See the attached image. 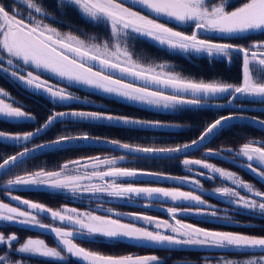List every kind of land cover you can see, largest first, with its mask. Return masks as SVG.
I'll return each mask as SVG.
<instances>
[{
  "label": "snow or ice",
  "instance_id": "6c2138e0",
  "mask_svg": "<svg viewBox=\"0 0 264 264\" xmlns=\"http://www.w3.org/2000/svg\"><path fill=\"white\" fill-rule=\"evenodd\" d=\"M55 3L56 8L52 10L47 8L43 0H12L11 4L0 0V74L10 78L30 94L44 96L53 104L80 100V97L68 91L67 87H60L42 78L43 73H48L61 81H67L69 85L87 86L127 102L160 110L199 109L211 100L219 99L225 100L226 104L235 110L206 123L196 139L178 145L128 143L94 137L85 132L76 135L58 134L55 139L28 147L25 142L46 134L66 118L76 122L107 121L149 129L184 127L180 123L146 120L105 111H51L43 123L32 131L12 134L0 130V141L24 143L22 151L0 157V170H5V174L38 150L56 148L73 141L95 140L111 144L124 150L134 159H174L173 154L198 150L209 137H214L229 127L230 121L250 120L264 128V118L246 115V104L249 102L264 107V40L243 46L207 38L208 34L227 38L246 37V34L252 33L264 34V0H244L232 10H229L232 0H218L215 3H210L209 0H55ZM137 6L140 10H137ZM69 10L75 11L81 19L94 27L107 26L110 29L108 38L101 40L95 34L86 33L82 29L72 31L70 22L66 23ZM161 17L178 25L193 26L194 30L191 34L175 30L166 23H161ZM57 24H65L68 30L62 31L55 26ZM141 37L166 46L172 52L188 56H206L209 62L219 57L227 63H232L233 54L239 53L242 57L240 83L206 81L185 76L166 62L147 65L140 63L134 59L129 43ZM9 100L12 102H8ZM214 106L223 108L225 105L217 103ZM36 119L33 112L26 110L10 92L0 87V122ZM224 152L232 153L233 150L207 149L206 156H220L223 159ZM127 158L128 156L121 155L88 157L84 162L79 159L71 160L63 163L58 170L40 168L16 175L7 180V185L46 187L73 195L106 194L109 197L129 200L159 197L162 200L188 203L195 207L167 208L166 211L174 223L137 213H129L131 222H124L119 218L122 214L114 213L112 209L106 210L111 215L80 211L68 206L54 210L40 202L11 196V200L24 207L0 201V222L44 229L53 235L56 246H50L44 239L27 238L18 247L13 248L14 242L19 239L17 234L6 236L0 232V246L5 248V251L0 253V264H23V261L11 260L12 251L27 254L29 257L54 259L60 264H69L72 260L78 264H164V258L157 255H106L82 247L75 242L77 238H101L102 241L110 242L134 241L161 248L168 246L169 251L173 247L234 250L241 254L258 250L260 254L251 258L220 259L216 264H264V235L213 230L176 218L187 213L238 224L239 222L228 214L230 210L236 215L258 216L264 219V190L257 189L252 182L244 181L238 173L218 167L206 159H190L185 155L181 163L187 171H193L190 166H199L211 174L200 172L199 175L205 176L206 179L219 177L234 186L214 189V194L227 197L231 206L221 215L219 209L209 205L208 201L195 191L131 182L138 177L147 176L179 180L182 185L193 184L202 187L200 180L121 166V162ZM237 158H244L246 163H241L240 166L264 183V141L249 140L243 143L232 156V161L235 163ZM92 181L99 183H91ZM238 189H243L247 195L241 194ZM210 208L213 210L209 211ZM45 215L52 221L59 222L60 226L44 223L42 216ZM141 221L147 226H138ZM243 226L254 227L251 224Z\"/></svg>",
  "mask_w": 264,
  "mask_h": 264
},
{
  "label": "trees",
  "instance_id": "16d2710c",
  "mask_svg": "<svg viewBox=\"0 0 264 264\" xmlns=\"http://www.w3.org/2000/svg\"><path fill=\"white\" fill-rule=\"evenodd\" d=\"M243 2L244 0H237L233 2L229 10L240 6V4H242ZM69 22L73 25L74 28L81 29L82 27L89 34L93 33L102 36L105 32L102 31L100 26L94 27L93 25L86 23L73 11H70L69 13ZM213 39L217 41L246 46L253 41L264 40V34L255 33L240 38H227L217 36V38ZM132 51L135 53L137 58H140L146 62L148 61L153 63H161L168 61L172 63L176 67V69L183 73L185 76L193 77L196 79L202 78L206 81L222 80L235 84H239L241 80L242 64L238 63L235 59L232 62V65H228L224 60H214L213 62H209V60L204 57H194L188 59L174 53H170L167 50L160 48L143 39L135 40L132 43ZM11 91L14 93L15 90L11 89ZM15 93L18 94L16 91ZM95 98H97V96H95ZM21 99L24 98L20 97L18 101H20ZM99 99H97L99 103H104V105H107L108 107L107 110L102 111L146 120H161L168 123H180L184 125L183 128L186 127L187 129L170 132L161 131L160 129H149L146 127L141 128L140 126L116 124L114 122L107 121L73 122L68 120L70 123H78L82 126H86L81 127L82 129H80L78 125H75L74 127H72V129L63 130V128H61V125H63V123L60 122L52 127L51 130L47 131V133L43 136L31 140L30 145L50 141L52 139H55L58 134L62 133L76 135L85 132L92 136L117 139L122 142L128 143H140L145 145L155 143L158 146L178 145L196 139L200 135L206 123L214 121L221 115H228L230 111L235 110L231 107L222 109L201 107L199 109H184L181 112L175 113H163L150 111L146 108H141L132 104L121 103L108 98L100 97ZM36 100L34 101V99H31L24 104L26 105V110L31 111L36 115L37 122H0V130H4L12 134L32 131L36 126L43 123L48 113L50 114L51 110H89V107H91L78 106L76 104L61 107L51 103L45 98L41 99V101ZM247 106L262 107L258 103L251 102L247 103ZM246 113L264 118V111H246ZM249 140L264 141V132L247 125H231L220 132V134H218L214 139H212V141L206 146V148L198 153V158L202 157L203 152H205V150L207 149L217 150L222 148H231L232 150H234L238 149L243 143ZM30 145H28V147H32ZM21 150H23V147L21 145L16 146L0 141V157L13 155ZM110 153L113 152L92 148H74L43 154L32 158L22 163L19 167L9 171L7 174L0 178V186L2 182L6 178H9L15 171H17L18 168L25 167V170L27 172L35 171L40 168H45L47 170H58L59 167L67 161L76 160L81 157L104 155ZM128 159H130L129 162L124 165H129L134 168H140L153 172L166 173L176 177L186 175V173L182 171V168L180 166V159L155 160L134 159L131 157H128ZM238 160L240 161V159ZM0 162H2V159H0ZM220 164H223L221 166H224L226 169L238 173L244 181L252 182L258 189L264 190V184L257 180L255 176H253L250 172H248L240 165L226 161L221 162ZM204 183L208 189H214V187H216V185L218 184L217 181H215L214 183H211L210 181H204ZM139 184L155 186L157 182H154L153 180H146L140 181ZM18 193L25 199L31 200L33 202L43 203L51 208L61 205L62 202L60 201H63V198L61 196H53L51 192L47 193V191L43 190L40 191L29 189L25 191H19ZM0 199H4L3 190L1 188ZM206 199L214 205L224 207L220 209V211L222 212L225 211V208L231 207L228 203H225L210 195H208ZM76 204L77 203H74L73 205L76 206ZM82 205L83 204H78V207H85ZM123 209L125 211H132L129 207H124ZM149 210V214L153 217L164 218V216H167L164 213L159 212L158 210ZM231 214H233V219L239 222L238 224L230 225L220 223L217 220L215 222L214 220L212 221L208 219L193 220V223L199 227L213 230L235 231L257 236L264 235V219H261L258 216L250 217L248 215H236L233 212H231ZM247 224L254 225V227L243 226ZM0 232H3L6 236L11 233L17 234L19 239L18 243L13 245L14 248L22 244L27 238H37V236L40 239H44L50 246H56V241L51 235L29 230L27 228H22L15 225H0ZM79 244L82 247L91 249L93 251H98L106 255H157L161 258H164V264H206V262H210V264H216V262L220 259H245L251 258L253 255L260 254L258 250H251L250 252L241 254L234 250L225 251L221 249L201 247H173L172 250L169 251L167 250L168 246H164L163 248H161L151 245H142L134 241L105 242L97 240H80ZM4 251L5 248H2L1 246L0 253H3ZM11 260H20L23 261V264H60V262L54 259L29 257L27 254L16 253L14 251H12L11 253ZM69 264H78V262L72 260L69 262Z\"/></svg>",
  "mask_w": 264,
  "mask_h": 264
},
{
  "label": "rangeland",
  "instance_id": "374dc122",
  "mask_svg": "<svg viewBox=\"0 0 264 264\" xmlns=\"http://www.w3.org/2000/svg\"><path fill=\"white\" fill-rule=\"evenodd\" d=\"M235 1H237V0H232V3L235 2ZM209 2L210 3H215V2H218V0H209ZM49 4H51V3H49ZM166 20H167V18H166ZM88 24H91V23H88ZM91 25H93V24H91ZM168 25H170L171 27H174V26H172V24L167 23V26ZM55 26L59 27L62 31L68 30L65 26H62L60 24H57ZM170 26H168V27H170ZM180 26H181V28H185L186 29L185 31H187V34H191V32L194 30L193 26H190V25H187V24L186 25H180ZM100 28L102 29V31H105L104 34L102 36H99V35H96V34L95 35L98 36L101 40L108 38V36L110 34V29L107 26H103V25L100 26ZM81 29H83L84 32L88 33L84 28L81 27ZM71 30L74 31V32L77 31V30L75 31L73 28ZM91 34H93V33H91ZM207 38H211V37L208 35ZM138 39H143V40L149 41L152 44H154V45H156V46H158L160 48H163V49L167 50L170 53H174L176 55H179L181 57H185V58H188V59L189 58H194V57L207 58L206 56H188V55L183 54V53L172 52V51L168 50L166 48V46H161L158 43H156V42H154V41H152L150 39L143 38V37L138 38ZM138 39H136V40H138ZM134 41H130V43H129V46H130L131 50H132V43ZM134 59H137L140 63H143L145 65H147L149 63L158 64V63H153V62H148V61L146 62V61H144V60H142L140 58H137L135 53H134ZM234 59L238 63L242 64V57H241V55L239 53H234L233 54V61H234ZM215 60H223V59L217 57ZM161 63H165V62H161ZM166 63H168L170 66H173L174 69L176 71H178L176 69V67L172 63H170L168 61ZM227 64L228 65H232V63H227ZM178 72H180V71H178ZM42 78L47 79L51 83L56 84V85H58L60 87H67L68 91L72 92L75 96L80 97V100H78V101H69V102H65L63 104H60V103L56 104L57 106H61V107H64V106H67V105L76 104L78 106H91V107H93V108L89 107V110H84V111H102V110H107L108 109L107 105H104V103L102 104V103H99L97 101V99H99L100 97H103V98L116 100V101L121 102V103L132 104L134 106H138V107H141V108H146V109H149L150 111H154V112L157 111V112H163V113H175V112H181V111L184 110V109H180V110H176V111L160 110V109L152 108V107H149V106H146V105H142V104H138V103H134V102H127V101L123 100L122 98L115 97V96L108 95V94H104V93H102V92H100L98 90L88 88L87 86L74 85V84L69 85L67 81H61V80H59V78L51 76L48 73H43L42 74ZM130 79L131 78H129V80ZM10 80L11 79H8V78L4 77L2 74H0V87L4 88L8 92H10L11 96L14 97L19 104H22L25 109H26V107H25L26 105L24 103H26L27 101H29L31 99H34V101L36 99H38L36 101H41V99H43V98L48 100L44 96L42 97L40 95L30 94V92L29 91H25L22 86L16 84L15 82L10 81ZM10 85H12V86H10ZM11 89H14L18 94H16L15 91L13 93L11 91ZM95 96H97V98H95ZM20 97L24 98V99H21L20 101H18L20 99ZM8 102H12V101L9 100ZM216 103L225 104L226 101L222 100V99H219V100H211L209 102V104H216ZM246 106H247V104H246ZM231 108H233V107L231 106ZM187 109H195V108H187ZM51 111H55V110H51ZM64 111H66V110H64ZM246 114H248V113H246ZM48 115H49V113H48ZM68 120L74 122V120H72V119H66L64 122H62L63 125H61V128H63V130L72 129V127H74L75 125H78L80 127V129H82L81 127H85L86 126V125L82 126L81 124H78V123H70ZM12 122H18V123H21V122H32V123H35V122H37V120L36 121H14L13 120ZM237 125H239V124H237ZM186 129H187L186 127L185 128L182 127V128H170V129L169 128H165V129H160V130L161 131H170L171 132V131H176V130L179 131V130H186ZM43 135L44 134H42L41 136H43ZM41 136H39V137H41ZM36 138H38V137H36ZM1 142H3V141H1ZM30 142L31 141H28V142H25V143L28 146V145L31 144ZM4 143L16 145V146L21 145L22 147L24 146V143H15L13 141H6ZM42 143H44V142H42ZM30 146H34V145H30ZM238 149H234L232 153H227V152L222 153V155L225 157L223 159L220 156H212V157L206 156V151L207 150H205V152H203V155L200 158H198V153L199 152L194 154V155H191V156H189L187 158H190V159H206V160H208V162L213 163V164L217 165L218 167L226 169L224 166H221L223 164H220V163L221 162H225V161L228 162L229 160L232 161V156L235 154V152L238 151ZM15 154H13V155H15ZM94 156H100V157L117 156V157H119V156H121V154H116V153L113 152V153H110V154L93 155V156H88V157H94ZM88 157H81V158H79V160L84 162L85 158H88ZM183 159L184 158H180L181 161ZM226 159H229V160H226ZM129 160L130 159L127 158L125 161L121 162V166L132 167V166H129V165H124V164L128 163ZM181 161H180V166L182 168V171H184L186 173V175H183V176H180V177H184V176L194 177L195 179L200 180L202 187H197V186H195L193 184H183L182 185L179 180L156 179V178H148V177H138L134 181H131V182L139 184L140 181L153 180L154 182H157V184L155 186H160V187H180L184 191H195L197 194L202 195L203 198L206 201H207L206 197L208 195H210V196L215 197V198H217V199H219V200H221V201H223L225 203H228V198L227 197H220V196L214 194V189L216 187H222V186L234 187L233 185H231L230 182L225 181V180H223V179H221L219 177H217L215 179H206L205 176H201V175H199V173L200 172H204L206 175H211V174L207 173V170L202 169L199 166H195V165L190 166V167H192L193 171L189 172L182 165ZM236 162L244 163L242 161H239L238 158H237ZM132 168H134V167H132ZM26 172L27 171L25 170V167L18 168L17 171H15L9 178H6L2 182L0 188L3 190L4 199H0V201L5 202V203H9L12 206L24 207L22 205H18V202L11 200L10 197L11 196H20L19 193H18L19 191H25V190H29V189H31V190H40V191L43 190V191H47V193L51 192V194L53 196H57V197L61 196L63 198V201H60V202H62L61 205L52 208L54 210L55 209H59L62 206H68V207L77 208L80 211H95L97 214H100V215H106V214L107 215H111V213H108L106 210L107 209H112L114 213L122 214L119 218L122 219L124 222H131L132 218L128 215L129 213L146 214V215L151 216L149 214V212H150L149 209H154V210H158L159 212H162L165 215H167V216H164V218L159 217V219H161V220H169V222L174 223V220H172V218L169 216L168 212L166 211L167 208H169V207H178V208L195 207L194 205H190L188 203L172 202L170 200L169 201L168 200H162V199L157 198V197L153 198V199H147V198L141 197V198H133V199L129 200L127 198H113V197H109L106 194H95V195H93V194H89V193H84V194L73 195L72 193H69V192L56 191V190H52V189H49V188H46V187H25V186H11L10 187V186L7 185V180L8 179L14 178L16 175H23ZM204 181H208V182L210 181L211 183H214L215 181H217L218 184L216 185V187H214V189L213 188L212 189H208L207 186L205 185ZM125 182H129V181H125ZM85 183H89V182L85 181ZM91 183H99V181H92ZM238 191H241V194H243V195H247V193L243 189H238ZM21 198L25 199L24 197H21ZM74 203H77L76 206L73 205ZM208 203H209V205H212V206H214V208L219 209V210L221 208H224V207H219L217 205H214V204H212L209 201H208ZM78 204L79 205L83 204L82 206H85V207H82V208L78 207ZM124 207H129L130 210H132V211H125L123 209ZM225 209H230V208H225ZM211 210H213V209L210 208L209 211H211ZM220 214L223 215L224 212L220 211ZM228 214L233 216V214H231L230 210L228 211ZM114 218H117V217H114ZM176 218L180 219V220H183L186 223H191V224H194L193 220L208 219V220H212V221L214 220L215 222L217 220L220 223L235 225V224L229 223V222L221 220V219L212 218L210 216H199V215L187 214V213L180 214ZM42 219H43V222L46 223V224L53 223V224H56L57 226H60L59 222L52 221L51 219H47V218H45V216H42ZM0 225H15V226H19V227H22V228H27L29 230H33V231H36V232H40V233H43V234L51 235L53 237V235L50 232H48V231H46L44 229H40L38 227H27L25 225H20L18 223H6V222H0ZM138 226H147V225L143 221H141V222H139ZM37 238H38V236H37ZM80 240H91V239L77 238L75 242L79 244ZM95 240L102 241L101 238H96ZM105 242H110V241H105Z\"/></svg>",
  "mask_w": 264,
  "mask_h": 264
},
{
  "label": "water",
  "instance_id": "95a60500",
  "mask_svg": "<svg viewBox=\"0 0 264 264\" xmlns=\"http://www.w3.org/2000/svg\"><path fill=\"white\" fill-rule=\"evenodd\" d=\"M214 105L215 104H207V105H203L202 107H206V108H218V107H215ZM224 105L225 106L223 108L231 107V105H227L226 103ZM219 109H222V108H219ZM246 111H264V107H259V106H246ZM246 115H248L249 117L252 116V115L250 116V114H246ZM66 119H71V118H66ZM235 124L251 126L253 128H256V129L264 132V128H262L258 123H252L250 120H233V121H230L229 122V126L235 125ZM216 136L209 137L206 141L203 142V145L198 150H196V149L188 150L186 154H184V153H181V154H173L175 156L174 159H167V158H162V157H156V158L148 157L146 159L176 160V159H180V158H185V155L187 157H189L191 155H194V154L202 151L212 141V139H214ZM94 137H96V136H94ZM35 138H33V139H35ZM101 138H104V137H101ZM74 148H92V149H98V150H104V151H112V152H114L116 154L126 155L128 157L133 158L132 156H130L127 153H125L124 150L117 149V148H115L111 144H106V143H102V142L95 141V140H87V141L80 140V141H73V142H71L69 144L60 145V146H58L56 148H46V149H43V150H38L37 152L31 154L29 157L24 158V161L22 163H24V162H26V161H28V160H30L32 158H35L37 156L43 155V154H47V153H51V152H56V151H61V150H67V149H74ZM140 159H145V158H140ZM22 163H20V164H18L16 166H13L11 168V170L14 169V168H16V167H18ZM8 172L9 171H7L6 174ZM4 175H5V170H0V178L3 177ZM145 177H147V176H145ZM157 198H159V197H157Z\"/></svg>",
  "mask_w": 264,
  "mask_h": 264
},
{
  "label": "flooded vegetation",
  "instance_id": "af4514ba",
  "mask_svg": "<svg viewBox=\"0 0 264 264\" xmlns=\"http://www.w3.org/2000/svg\"><path fill=\"white\" fill-rule=\"evenodd\" d=\"M3 2L4 3H6V4H11L12 3V1L11 0H3ZM43 3L47 6V8H49V9H52V10H55V8H56V3H55V0H43ZM49 3H51V4H49ZM22 10V9H21ZM137 10H140L139 9V7L137 6ZM73 12H75V11H73ZM69 13H70V10H69V12H68V16H67V21H66V23L67 22H69ZM76 13V12H75ZM77 14V13H76ZM146 14V13H145ZM78 15V14H77ZM79 16V15H78ZM80 17V16H79ZM81 18V17H80ZM83 20V19H82ZM163 22H162V21ZM160 22L161 23H169V24H172V26H174V27H172V28H174L175 30H179V31H183V32H185L186 34H187V31H185L186 29L185 28H181V26L180 25H178L176 22H174V21H168V20H166V18H163V17H161L160 18ZM71 24V23H70ZM60 25H62V26H65V24H60ZM71 26H72V28L76 31V30H78V28L76 29V28H74L73 27V25L71 24ZM168 26H170V25H168ZM66 27V26H65ZM171 27V26H170ZM178 28V29H177ZM212 39L213 38H217V36L216 35H213V34H208ZM203 38V37H202ZM215 40V39H214ZM217 41V40H216ZM217 42H222V41H217ZM8 79H10V78H8ZM129 79V78H128ZM11 81V80H10ZM13 82V81H12ZM14 85V84H13ZM45 218H48L49 219V217H46L45 216ZM27 227H29V226H27ZM18 243V241L17 242H14V244L13 245H15V244H17ZM19 246V245H18ZM1 247V246H0ZM2 248H4L3 246H2ZM14 248V247H13Z\"/></svg>",
  "mask_w": 264,
  "mask_h": 264
},
{
  "label": "crops",
  "instance_id": "0c3cea01",
  "mask_svg": "<svg viewBox=\"0 0 264 264\" xmlns=\"http://www.w3.org/2000/svg\"><path fill=\"white\" fill-rule=\"evenodd\" d=\"M238 159H240V161H242V162H244V163H246V161L244 160V158H238ZM226 160H229V159H226ZM228 162H230V163H234V162H232V161H228ZM234 164H238V165H241V163L240 162H235ZM244 168V167H243ZM244 169H246V168H244ZM247 170V169H246ZM248 171V170H247ZM248 172H250V171H248ZM251 173V172H250ZM252 175H253V173H251ZM254 176V175H253Z\"/></svg>",
  "mask_w": 264,
  "mask_h": 264
},
{
  "label": "bare ground",
  "instance_id": "6f19581e",
  "mask_svg": "<svg viewBox=\"0 0 264 264\" xmlns=\"http://www.w3.org/2000/svg\"><path fill=\"white\" fill-rule=\"evenodd\" d=\"M145 177V176H144ZM148 178H154V177H148ZM156 179H161V178H156ZM169 201V200H168ZM47 217V216H46ZM48 219V218H47ZM50 219V218H49Z\"/></svg>",
  "mask_w": 264,
  "mask_h": 264
}]
</instances>
